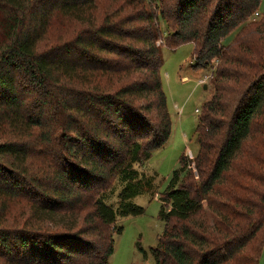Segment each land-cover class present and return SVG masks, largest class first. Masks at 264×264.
Masks as SVG:
<instances>
[{
	"label": "trees",
	"instance_id": "16d2710c",
	"mask_svg": "<svg viewBox=\"0 0 264 264\" xmlns=\"http://www.w3.org/2000/svg\"><path fill=\"white\" fill-rule=\"evenodd\" d=\"M260 1L0 0V264L108 263L118 219L144 212L132 198L150 180L136 166L171 133L161 46L184 43L213 90L195 156L179 157L160 195L150 254L154 264H258Z\"/></svg>",
	"mask_w": 264,
	"mask_h": 264
},
{
	"label": "rangeland",
	"instance_id": "374dc122",
	"mask_svg": "<svg viewBox=\"0 0 264 264\" xmlns=\"http://www.w3.org/2000/svg\"><path fill=\"white\" fill-rule=\"evenodd\" d=\"M258 12L264 14V0L260 1ZM159 27L163 35L165 27L162 21ZM233 36L234 32L225 37L223 42L228 43ZM160 51V80L171 118V133L162 147L154 150L143 164L136 166L139 177L144 175L150 180L149 187L132 198V202L143 207L144 212L118 219L122 231L114 236V249L107 264H154L149 249L155 246L164 225L158 216L160 195L169 182L171 171L178 167L179 157L188 152L187 149L192 152V157L195 156L198 149L194 134L197 116L201 112V104L213 90L212 81L207 78L209 69L191 68V43L173 49L163 44ZM120 188L117 182L115 191ZM108 201L113 203L115 197H110ZM258 264H264V250Z\"/></svg>",
	"mask_w": 264,
	"mask_h": 264
},
{
	"label": "crops",
	"instance_id": "0c3cea01",
	"mask_svg": "<svg viewBox=\"0 0 264 264\" xmlns=\"http://www.w3.org/2000/svg\"><path fill=\"white\" fill-rule=\"evenodd\" d=\"M210 96H211V95H210ZM208 99H209V98H208ZM187 151H188V152H184V153H183L184 156H187V157H188V156H192V155H193L192 152H191L189 149H187ZM190 152H191V153H190Z\"/></svg>",
	"mask_w": 264,
	"mask_h": 264
},
{
	"label": "built area",
	"instance_id": "2783aa9c",
	"mask_svg": "<svg viewBox=\"0 0 264 264\" xmlns=\"http://www.w3.org/2000/svg\"><path fill=\"white\" fill-rule=\"evenodd\" d=\"M256 17H258V13H257V12H255L254 15H253V18H256ZM200 82H201V81H200ZM188 157L190 158V157H192V156H188Z\"/></svg>",
	"mask_w": 264,
	"mask_h": 264
},
{
	"label": "water",
	"instance_id": "95a60500",
	"mask_svg": "<svg viewBox=\"0 0 264 264\" xmlns=\"http://www.w3.org/2000/svg\"><path fill=\"white\" fill-rule=\"evenodd\" d=\"M205 87V86H204Z\"/></svg>",
	"mask_w": 264,
	"mask_h": 264
}]
</instances>
